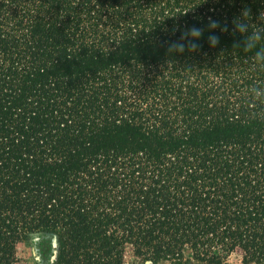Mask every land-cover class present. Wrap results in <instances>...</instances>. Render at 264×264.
<instances>
[{
	"label": "trees",
	"instance_id": "16d2710c",
	"mask_svg": "<svg viewBox=\"0 0 264 264\" xmlns=\"http://www.w3.org/2000/svg\"><path fill=\"white\" fill-rule=\"evenodd\" d=\"M244 9L264 24V0H0V264L34 237L46 264H264Z\"/></svg>",
	"mask_w": 264,
	"mask_h": 264
},
{
	"label": "clouds",
	"instance_id": "9594fccd",
	"mask_svg": "<svg viewBox=\"0 0 264 264\" xmlns=\"http://www.w3.org/2000/svg\"><path fill=\"white\" fill-rule=\"evenodd\" d=\"M249 19L250 9L242 10L239 17H234L232 19V24L234 25V28L232 30L233 35H235L236 33H246L250 31V35H248L244 41L245 52H251L262 41L261 32H264V24L250 25ZM260 19L261 21H264V12L260 14ZM214 29H219L222 33L228 32L229 30L226 22L222 25L219 20H214L211 16H209L207 30L209 31V33H211ZM204 33V28H198L195 26L191 28L185 27L178 39L165 42L166 52H196L201 47L198 41L204 36ZM207 40L210 47H215L219 44V36L217 35L209 34ZM252 62L254 67L264 68V46H262L261 50L252 57ZM249 96L254 106H264V87H251L249 89Z\"/></svg>",
	"mask_w": 264,
	"mask_h": 264
},
{
	"label": "rangeland",
	"instance_id": "374dc122",
	"mask_svg": "<svg viewBox=\"0 0 264 264\" xmlns=\"http://www.w3.org/2000/svg\"><path fill=\"white\" fill-rule=\"evenodd\" d=\"M41 241L39 237H34L30 239L29 243L20 247L21 255L26 258L25 264H40L43 262L46 264V261H40V257L34 252L35 244H39L37 242ZM42 246V242H40ZM230 264H239L238 261L233 260L230 261Z\"/></svg>",
	"mask_w": 264,
	"mask_h": 264
}]
</instances>
